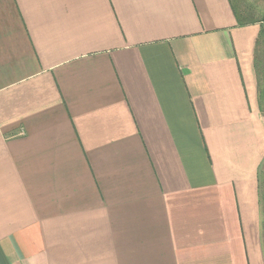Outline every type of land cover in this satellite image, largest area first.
<instances>
[{"label":"crops","instance_id":"crops-1","mask_svg":"<svg viewBox=\"0 0 264 264\" xmlns=\"http://www.w3.org/2000/svg\"><path fill=\"white\" fill-rule=\"evenodd\" d=\"M258 1L0 0V264H264Z\"/></svg>","mask_w":264,"mask_h":264},{"label":"rangeland","instance_id":"rangeland-1","mask_svg":"<svg viewBox=\"0 0 264 264\" xmlns=\"http://www.w3.org/2000/svg\"><path fill=\"white\" fill-rule=\"evenodd\" d=\"M246 2L248 3L247 5H251V6H253V7H255V5H256V0H246L245 2H244V0H243V3H245L246 4ZM263 3H264V0H259L258 1V4L259 5H263ZM252 7V8H253ZM258 17H259V15H257Z\"/></svg>","mask_w":264,"mask_h":264}]
</instances>
